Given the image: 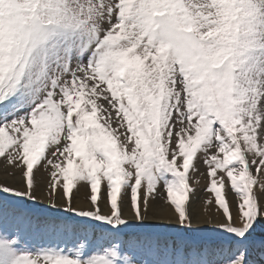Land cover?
Returning <instances> with one entry per match:
<instances>
[{
    "label": "snow or ice",
    "instance_id": "6c2138e0",
    "mask_svg": "<svg viewBox=\"0 0 264 264\" xmlns=\"http://www.w3.org/2000/svg\"><path fill=\"white\" fill-rule=\"evenodd\" d=\"M0 158L25 186H0V264H264V0H0ZM199 159L225 221L198 230Z\"/></svg>",
    "mask_w": 264,
    "mask_h": 264
},
{
    "label": "rangeland",
    "instance_id": "374dc122",
    "mask_svg": "<svg viewBox=\"0 0 264 264\" xmlns=\"http://www.w3.org/2000/svg\"><path fill=\"white\" fill-rule=\"evenodd\" d=\"M0 168L3 170L6 175L10 178L17 175L20 178L19 185L21 189H24L23 177H22V170L16 168L14 165H9L6 158H0ZM196 168L198 169L197 172L194 174L190 172L192 176V180L190 181V185L195 189L194 194L191 195V215H192V224L193 228L195 229H208L211 226L219 225L220 223L225 221V218L222 215V210H219L214 202V194L210 191H206L209 186V177L207 176V167L203 163L202 159L196 161ZM7 170V171H5ZM14 174V175H13ZM50 176L49 172L41 169L40 172L35 174V180L38 185L35 191V195L37 200L42 201L43 203L38 205L36 209H30V214L33 217H39L40 219L45 218V206L49 203V196L47 192L49 191L47 185L49 182ZM198 181V182H195ZM227 183V182H226ZM0 186H7L11 188H16L12 185H5L4 183H0ZM160 191L163 193V189L161 188ZM227 198L230 204L234 205L236 203V196L232 193L230 189L226 187L225 189ZM89 195V192L86 187H81L79 192H76L74 195L73 200V207H78L80 210H91L92 205L90 201L86 198ZM211 201L210 203L208 201ZM56 203L58 205L63 204L62 199H57ZM78 205V206H77ZM100 208L102 209L103 214L109 213V208L106 202L100 204ZM145 215V222L146 223H175L176 222V215L174 213L173 208L166 202L165 199L157 198L155 201H150V207L147 210ZM163 215V216H162ZM123 218L134 221L135 216L132 213L130 205L125 208L123 212ZM239 226V222L237 225ZM197 235L202 236L206 241L210 243L216 242V234L215 233H197ZM256 238L264 239V230L258 229L256 233Z\"/></svg>",
    "mask_w": 264,
    "mask_h": 264
},
{
    "label": "bare ground",
    "instance_id": "6f19581e",
    "mask_svg": "<svg viewBox=\"0 0 264 264\" xmlns=\"http://www.w3.org/2000/svg\"><path fill=\"white\" fill-rule=\"evenodd\" d=\"M1 169L2 168H0V183H4L5 185H12V186L16 187V189H21V186L19 185L20 178L17 175L10 178L8 175H6L7 173H5ZM5 171H7V170H5ZM78 207H80V206H78Z\"/></svg>",
    "mask_w": 264,
    "mask_h": 264
}]
</instances>
